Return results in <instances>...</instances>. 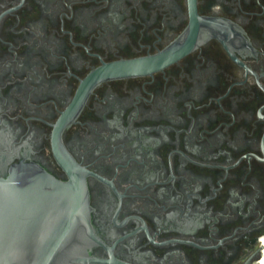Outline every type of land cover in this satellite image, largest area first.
<instances>
[{"label": "flooded vegetation", "instance_id": "1", "mask_svg": "<svg viewBox=\"0 0 264 264\" xmlns=\"http://www.w3.org/2000/svg\"><path fill=\"white\" fill-rule=\"evenodd\" d=\"M20 165L86 195L83 264H262L264 0H0Z\"/></svg>", "mask_w": 264, "mask_h": 264}, {"label": "water", "instance_id": "2", "mask_svg": "<svg viewBox=\"0 0 264 264\" xmlns=\"http://www.w3.org/2000/svg\"><path fill=\"white\" fill-rule=\"evenodd\" d=\"M24 167L0 179V264H83L77 246L89 226L86 195L63 192L68 187L46 173L44 183L25 182ZM26 237L35 259L24 263L15 254L25 251Z\"/></svg>", "mask_w": 264, "mask_h": 264}, {"label": "bare ground", "instance_id": "3", "mask_svg": "<svg viewBox=\"0 0 264 264\" xmlns=\"http://www.w3.org/2000/svg\"><path fill=\"white\" fill-rule=\"evenodd\" d=\"M262 264H264V259H263V261H262Z\"/></svg>", "mask_w": 264, "mask_h": 264}]
</instances>
